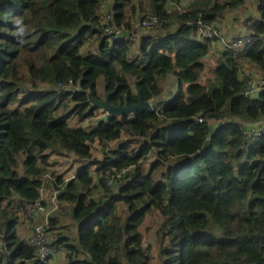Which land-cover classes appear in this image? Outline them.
I'll return each mask as SVG.
<instances>
[{
  "label": "trees",
  "instance_id": "1",
  "mask_svg": "<svg viewBox=\"0 0 264 264\" xmlns=\"http://www.w3.org/2000/svg\"><path fill=\"white\" fill-rule=\"evenodd\" d=\"M247 1L195 0L170 14L165 0H112L107 12L126 32L108 41L101 23L107 0H0V264H41L17 227L24 204L40 197L50 154L84 161L74 178L57 177L55 202L70 205L79 247L70 245L65 228L48 246L53 255L63 247L66 264H151L140 228L152 211L160 217V264H264V90L244 96L238 74L245 61L264 76V0L257 1L259 19L244 20L251 36L242 51L225 48L206 82L208 47L187 26L190 19L215 21ZM148 15L162 22L156 32L175 27L165 36H141L132 54L135 42L127 37L140 29L131 24ZM169 73L177 91L162 107L80 125L96 109L91 97L105 93L112 105L136 104L138 90L150 101ZM69 81L78 90H56ZM134 139L138 149L130 148ZM94 144L102 147L100 159L92 155ZM149 153L155 160L145 172ZM91 165L134 167L109 191L102 180V188L94 184ZM57 222L50 219L47 232Z\"/></svg>",
  "mask_w": 264,
  "mask_h": 264
},
{
  "label": "built area",
  "instance_id": "2",
  "mask_svg": "<svg viewBox=\"0 0 264 264\" xmlns=\"http://www.w3.org/2000/svg\"><path fill=\"white\" fill-rule=\"evenodd\" d=\"M187 1L188 0H165L166 10L170 14L189 10L190 3H186ZM101 23L104 26L103 36L108 41L117 40L126 32V30H124L123 28H119L112 22L111 15L107 11H102ZM131 26L134 29L140 30H158L162 27V22L159 21L156 16L148 15L143 17L142 19H136L132 22ZM187 26L192 29L193 34L198 40L207 45L208 52L210 51L211 53H215V50H212V47L215 46L214 43L219 40V46H222L221 49H217V51L220 53V57L224 52L225 48H232L235 50L238 48V46L244 44L241 43L242 40L236 39L237 41H225L223 38H221L220 29L214 21L206 23L201 18L190 19L187 21ZM242 75L243 78H245V84L242 89V94L248 98H256L259 92L264 90V76L262 74V71L259 69L245 71L242 73ZM55 88L56 90H78L74 87L71 81L65 84H58ZM151 107V110H153L154 107L152 105ZM158 109L159 108H157L156 111ZM104 114L105 111H102L100 115H97L93 112V114L87 117L85 121H83L80 125L84 127L95 125ZM127 115L131 117L133 114ZM97 117L100 118L97 120ZM199 121H201V119H199ZM260 125L261 122L256 125H253L252 127H249L246 130L247 135L250 136L258 132ZM133 167V165H128L125 167L110 166L100 170H91V177L93 179L94 184H97L99 188H102V186L98 184L99 180H102V185L105 189L109 191H114L128 178V176L133 170ZM75 174H72L67 179L63 178V181L66 182L67 180L74 178ZM46 180H50L53 185L55 184V187L57 186L59 188L61 186V183H57L56 177L46 174L42 179L40 197L34 203L24 204L22 211V214L30 220L34 219V217L38 216L39 214L43 215L42 220L40 219L39 221H37V223L32 229V232L26 239L27 244L31 248H33L34 255L41 264H51L52 261L53 251L48 246L49 235L46 230V225L48 224V214L52 208L51 205L55 206V200L59 194V190L57 189L53 192L50 198V204L44 203L42 198V192ZM4 251L5 246L2 237L0 236V253H4ZM1 264L7 263L6 261H3Z\"/></svg>",
  "mask_w": 264,
  "mask_h": 264
},
{
  "label": "rangeland",
  "instance_id": "3",
  "mask_svg": "<svg viewBox=\"0 0 264 264\" xmlns=\"http://www.w3.org/2000/svg\"><path fill=\"white\" fill-rule=\"evenodd\" d=\"M194 1L195 0H188L186 3L194 2ZM107 2H109V1L107 0ZM257 3L258 2H256V7H257ZM241 8H243V7H241ZM240 13L241 14H245L246 10L242 11ZM248 18H251V17H248ZM245 19H247V18H245ZM228 20L230 21L229 24H228L229 29H230L229 25H231V24L234 25V22L238 23L240 28H241V25L244 22V20L241 19V18L240 19H235V18L233 19V17H231V18L229 17ZM149 31L156 32V30H149ZM225 34L227 36H229V37L234 35L232 31H227V32L225 31ZM135 35H137V34H135ZM235 41H237V40L235 39ZM246 41L247 40H242L241 43L245 44ZM87 44H88V42L85 44L84 47L81 48V52L82 53H85V51L88 49L89 45H87ZM244 44L241 46V48L244 47ZM221 47L222 46H216V47L213 46L212 50H215V53H211L209 51V56H212V58L215 57L216 60L215 59H211L210 60L208 58L206 59L205 67H206L207 72H205V71L203 72V77H202L201 81L206 82L207 81V77L211 78L213 76V74L211 72H208V70H209L210 67H212L214 64H216L215 63L216 61H218V59L220 57V53L217 51V49H221ZM134 49H136V47L133 48V53L132 54H134V51H135ZM236 52H238V51H236ZM239 64H240L241 70L243 72L251 71L252 69L256 70L253 67V65H251V63H248V62H245V61H241ZM243 72H240V74H239L240 78H242V79H243V75H242ZM96 93H97L99 98L102 97V93H103V79H102V77H99L98 80H97ZM151 105L154 106V103L152 102ZM98 109H99V112L96 113V111H94V113L97 114V115H100L102 113V111H104V110L102 108H100V107H98ZM99 118L100 117H97V120ZM75 122H77V118L73 117V119L70 121V123L74 124ZM214 126H216V123L214 124ZM140 144H141V141L139 139H136V140L134 139L130 143V145H131L130 148L135 146L136 149H138ZM117 145H118V142L115 141V142H111L108 146L110 148H116ZM91 152H92L93 157H96V158L100 159L101 156H102L103 150H102V147L100 145L94 144V145H92V151ZM18 160H19V172L22 173L23 172V166H22V163H21L22 162V157H19ZM49 160H50V166H49L50 168L48 169L47 174L51 175V176H54L56 178L58 176H60L62 179L63 178L67 179L72 174H75L77 169L82 164H84L83 160L78 159V158H76L73 155H68V156L67 155H63L62 157H57L55 154H50ZM153 160H155L154 154L153 153H149L147 158L142 161L143 162L142 163V165H143L142 167H143L145 172L149 169L150 163ZM175 163H177V162H175L174 160L169 161L170 165H174ZM89 168L91 170H95L96 166L91 165ZM162 171H164V168H159V169H157L156 171H154L152 173V177H153V179L155 181L161 179ZM56 188H58V187H55L50 180H46V182L44 184V189H43L42 195L45 197L49 193H51V196H52L53 192L57 190ZM100 191H101L100 189L95 190L94 194H93V197L97 196V198H98L99 194H100ZM56 205H57L56 212L50 214V216H52L53 218H55V217L58 218V221L60 223L58 224V226L56 225L54 229H51V230L48 231V235H49L48 241H49V243L53 242L54 238H56L57 235L60 233V232H57L58 231V227L59 226H63V227H65L64 234H65V236L68 237V242L70 243V245L75 247V248L79 247L78 240H77L76 222L72 219L71 216L67 215V213L71 209L70 205L68 204L69 208L67 206H65L66 204H63V203L56 202ZM124 209H125V206H122V213L123 214L125 213ZM159 219H160V217H159L158 213L156 211H152L145 218V220H144V222L142 224V227L140 228V232L142 233V236H143V248L148 253V256L150 258V263L151 264H160V261H159L158 255H157L158 249H159V245H160V239H159V237L156 234V230H157L158 224L160 222ZM26 220L28 221L26 216L20 214V218H19L18 223L20 224V221H26ZM35 224L36 223L33 224V227H34ZM60 224H62V225H60ZM61 252L64 254V257H65L64 258V264H66V262H67L66 261V253H65L63 247L55 250L54 256H53V259H54V263L53 264H62V259L59 256ZM57 256H58V259L56 258ZM124 262L125 261L123 260V263Z\"/></svg>",
  "mask_w": 264,
  "mask_h": 264
},
{
  "label": "crops",
  "instance_id": "4",
  "mask_svg": "<svg viewBox=\"0 0 264 264\" xmlns=\"http://www.w3.org/2000/svg\"><path fill=\"white\" fill-rule=\"evenodd\" d=\"M258 0H248L246 3H244L243 5H240L238 7H235V8H231V9H226L220 18H217L214 22L218 25L219 29H220V34H221V38H223L225 41H231L232 40H235V39H238V40H249L250 39V36H251V32L244 26V22L243 24L241 25V28L239 27V24L234 22V25H229L230 26V29L228 27V24H229V20L228 18L230 17H233V19H243L245 20V18H248V17H251L252 19H259V13L257 11V7H256V2ZM111 1L109 2H106L105 5L102 7V10L103 12L105 11H108L109 10V7L111 5ZM190 3V2H189ZM193 4V2H192ZM243 7V8H241ZM241 8V9H240ZM246 10V13L245 14H241L240 12L242 11H245ZM175 27V25L172 23L170 24L166 29L164 30H161V31H157V32H151L149 30H139V31H134V32H131L130 35H126L128 36L127 38L129 40H132L135 42V46L137 45V42L138 40L140 39L141 36L145 35V36H156V37H161V36H165L166 35V32L167 31H171V29H173ZM224 31V32H223ZM225 31H232L233 32V36H227L225 34ZM137 34V35H135ZM136 37V38H135ZM193 39L197 42H201L200 40H198L195 35L193 34ZM138 39V40H137ZM202 43V42H201ZM219 40L217 42L214 43L215 47L216 46H219ZM242 45L238 46L237 50L238 52H240L243 48H241ZM134 53H136L137 49H134ZM215 59V57L212 58V56H209V52H208V55L205 56V58L203 59V63H204V66H205V62H206V59ZM220 59V58H219ZM218 59V60H219ZM217 63V61L215 62ZM216 64H214L212 67L209 68L208 72H211L212 73V70L214 69ZM253 65V67L255 69H258L254 64H251ZM253 70V69H252ZM205 72H207L206 70V67L204 69ZM245 71V70H244ZM240 72H243L241 70V67L239 69V72L238 74H240ZM203 77V73L201 75V78ZM159 85H160V88H161V91L160 93L151 100V103L153 102L154 105H158L161 107L164 105V103H166L168 100H170L171 98H173V96L176 94V91H177V82H176V78L173 76V74H166L164 77H162L160 80H159ZM103 95V93H102ZM96 113L99 112V109L96 108L95 109ZM236 121H239V120H236ZM240 122V121H239ZM50 197H51V193H49L47 196H43V201L44 203H48L50 204ZM57 202V201H56ZM56 202H55V206H52L51 205V210L49 211V214H48V221L50 219H54L52 216H50V214L52 213H55L56 212ZM65 206H69L68 204H66ZM69 208V207H68ZM50 209V208H49ZM54 211V212H53ZM43 218V215L42 214H39L38 216H35L34 219H28V221H20V224L18 225L17 227V233L19 234V236L21 238H23L24 240L27 239V237L30 235V233L32 232V229H33V224L34 223H37V221H39L40 219L42 220ZM56 218V217H55ZM58 219V218H56ZM60 222L58 221L57 222V226ZM62 225V224H60ZM65 228V227H63ZM63 228L62 229H58L57 232H62L63 231ZM56 232V233H57ZM54 234V233H53ZM52 237V236H51ZM57 254V253H56ZM54 256V255H53ZM62 259V264H64V254L61 252L60 255H59ZM58 259V256L56 257ZM54 263V259L52 257V261H51V264Z\"/></svg>",
  "mask_w": 264,
  "mask_h": 264
},
{
  "label": "water",
  "instance_id": "5",
  "mask_svg": "<svg viewBox=\"0 0 264 264\" xmlns=\"http://www.w3.org/2000/svg\"><path fill=\"white\" fill-rule=\"evenodd\" d=\"M137 98L138 102L136 104H129L126 103L125 105H112L108 102V96L107 94L104 93L103 97L101 99H97L95 97H91V105L98 108H102L105 111V114L102 116V120L107 119L109 116L114 115V116H120V115H127V114H134L137 111H142V110H151V101L149 100H144L140 92L137 90Z\"/></svg>",
  "mask_w": 264,
  "mask_h": 264
},
{
  "label": "clouds",
  "instance_id": "6",
  "mask_svg": "<svg viewBox=\"0 0 264 264\" xmlns=\"http://www.w3.org/2000/svg\"><path fill=\"white\" fill-rule=\"evenodd\" d=\"M19 23H20V21L17 20V24H19ZM22 33H23V28L18 29L17 34L20 35Z\"/></svg>",
  "mask_w": 264,
  "mask_h": 264
}]
</instances>
